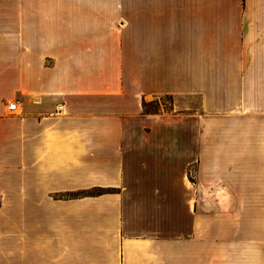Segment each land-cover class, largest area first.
Wrapping results in <instances>:
<instances>
[{"label":"crops","instance_id":"obj_1","mask_svg":"<svg viewBox=\"0 0 264 264\" xmlns=\"http://www.w3.org/2000/svg\"><path fill=\"white\" fill-rule=\"evenodd\" d=\"M0 264H264V0H0Z\"/></svg>","mask_w":264,"mask_h":264},{"label":"rangeland","instance_id":"obj_2","mask_svg":"<svg viewBox=\"0 0 264 264\" xmlns=\"http://www.w3.org/2000/svg\"><path fill=\"white\" fill-rule=\"evenodd\" d=\"M171 100L169 98H158L149 103H147L144 107V113L152 114L158 113L161 111H166L170 107Z\"/></svg>","mask_w":264,"mask_h":264},{"label":"built area","instance_id":"obj_3","mask_svg":"<svg viewBox=\"0 0 264 264\" xmlns=\"http://www.w3.org/2000/svg\"><path fill=\"white\" fill-rule=\"evenodd\" d=\"M7 110H8L9 112H14V111H16V110H17V102H16V101H12V102H10V103L8 104V106H7Z\"/></svg>","mask_w":264,"mask_h":264},{"label":"trees","instance_id":"obj_4","mask_svg":"<svg viewBox=\"0 0 264 264\" xmlns=\"http://www.w3.org/2000/svg\"><path fill=\"white\" fill-rule=\"evenodd\" d=\"M144 107H145V105H144Z\"/></svg>","mask_w":264,"mask_h":264}]
</instances>
